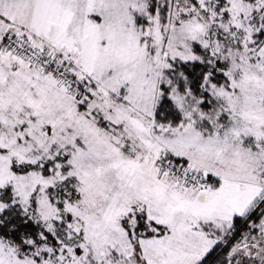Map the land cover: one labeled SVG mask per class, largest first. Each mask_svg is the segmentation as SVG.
<instances>
[{
  "label": "snow or ice",
  "instance_id": "snow-or-ice-1",
  "mask_svg": "<svg viewBox=\"0 0 264 264\" xmlns=\"http://www.w3.org/2000/svg\"><path fill=\"white\" fill-rule=\"evenodd\" d=\"M0 264H264V0H0Z\"/></svg>",
  "mask_w": 264,
  "mask_h": 264
}]
</instances>
